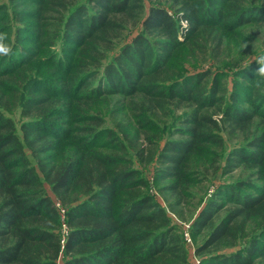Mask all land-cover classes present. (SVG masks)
<instances>
[{"label":"trees","instance_id":"16d2710c","mask_svg":"<svg viewBox=\"0 0 264 264\" xmlns=\"http://www.w3.org/2000/svg\"><path fill=\"white\" fill-rule=\"evenodd\" d=\"M0 33V264H264V0H0Z\"/></svg>","mask_w":264,"mask_h":264},{"label":"clouds","instance_id":"9594fccd","mask_svg":"<svg viewBox=\"0 0 264 264\" xmlns=\"http://www.w3.org/2000/svg\"><path fill=\"white\" fill-rule=\"evenodd\" d=\"M6 34L0 33V55H8L11 52V47L6 42ZM247 45H245L246 47ZM258 65V69L256 70V74L260 78H264V53L260 55L253 56L249 62L245 64V67L248 66V63H253ZM259 81L257 82V86L259 87Z\"/></svg>","mask_w":264,"mask_h":264},{"label":"rangeland","instance_id":"374dc122","mask_svg":"<svg viewBox=\"0 0 264 264\" xmlns=\"http://www.w3.org/2000/svg\"><path fill=\"white\" fill-rule=\"evenodd\" d=\"M233 173H236V171H234ZM163 197L164 196H158V198L160 199V201L162 202H164V203H166V201L165 200H163ZM174 217V216H173ZM175 218V217H174ZM176 221H179V222H182V220H181V218L179 217V216H176ZM184 222H182V224H184L183 225V228H185V229H187V227H188V223H186V219L185 220H183ZM188 238H189V241H188V245H189V253H190V261L192 262V263H196L197 262V259H196V257L194 256V254H193V245L199 240V238H196L195 240L193 239V238H190V236L188 235ZM196 241V242H195Z\"/></svg>","mask_w":264,"mask_h":264},{"label":"built area","instance_id":"2783aa9c","mask_svg":"<svg viewBox=\"0 0 264 264\" xmlns=\"http://www.w3.org/2000/svg\"><path fill=\"white\" fill-rule=\"evenodd\" d=\"M185 235H186V238L189 240V238H188V234H187V233H185Z\"/></svg>","mask_w":264,"mask_h":264}]
</instances>
